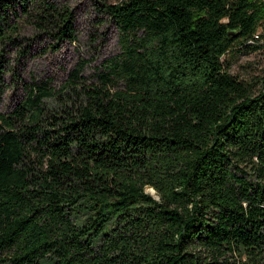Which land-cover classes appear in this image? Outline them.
Segmentation results:
<instances>
[{"label":"trees","instance_id":"1","mask_svg":"<svg viewBox=\"0 0 264 264\" xmlns=\"http://www.w3.org/2000/svg\"><path fill=\"white\" fill-rule=\"evenodd\" d=\"M99 7L118 53L96 82L83 62L0 113V264H264V91L222 59L262 46L264 4ZM26 24L76 40L69 9L0 0V52L27 55Z\"/></svg>","mask_w":264,"mask_h":264},{"label":"rangeland","instance_id":"2","mask_svg":"<svg viewBox=\"0 0 264 264\" xmlns=\"http://www.w3.org/2000/svg\"><path fill=\"white\" fill-rule=\"evenodd\" d=\"M59 9H69L76 34L75 41H59L55 47L49 35L23 26V45L28 53L19 57V47L7 46L0 52V113L9 114L26 94L32 82L49 81L52 89L60 90L69 74L85 62L81 75L87 83H95V73L104 60L118 53L115 27L101 12L100 4L121 0H48ZM264 4V0H255ZM262 46L256 49L232 50L222 59L229 72L246 83L254 94L264 91V20L256 29ZM53 105L51 99L45 100ZM153 193L152 189H148Z\"/></svg>","mask_w":264,"mask_h":264},{"label":"built area","instance_id":"3","mask_svg":"<svg viewBox=\"0 0 264 264\" xmlns=\"http://www.w3.org/2000/svg\"><path fill=\"white\" fill-rule=\"evenodd\" d=\"M255 36H256V38L258 37V35H257V34H256ZM258 39H259V37H258Z\"/></svg>","mask_w":264,"mask_h":264}]
</instances>
